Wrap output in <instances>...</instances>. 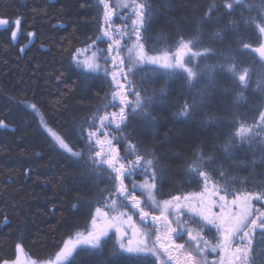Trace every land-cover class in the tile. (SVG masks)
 <instances>
[{"label": "trees", "instance_id": "16d2710c", "mask_svg": "<svg viewBox=\"0 0 264 264\" xmlns=\"http://www.w3.org/2000/svg\"><path fill=\"white\" fill-rule=\"evenodd\" d=\"M145 3L150 11L147 31L142 32L146 51L171 47L181 36H198L203 50L211 38L215 40L212 48L235 57L249 70L248 86L242 92L217 76V86L209 88L203 105L199 91L207 86L205 79L190 89L179 77L169 79L150 72L137 75L138 81L143 79V94L153 98L149 106L153 120L135 115L123 135L129 136L140 151L157 157L163 170L159 198L198 190L196 184L189 183L186 168L200 150L219 157L216 167L223 168L226 176L218 179L233 190L264 191V133L231 149L230 155L222 150L233 131L229 127L233 118L253 125L264 111V61L239 42L243 39L256 47L258 38L264 41L255 23H246H258L264 5L260 0H243L234 5L231 15H224L222 10L211 23L201 26L209 5L222 6L225 0ZM0 17L21 18L17 41L11 40L7 26L0 27V119L9 124V129L0 128V261H12L17 244L28 257L45 260L69 233L84 230L109 184L104 173L85 161L77 162L51 143L21 101L37 104L48 123L68 133L74 147L83 151L73 133L78 136L79 127L86 126L103 107L109 82L101 73L83 78L72 56L99 36L100 9L95 0H0ZM216 31L223 33L222 40L215 39ZM28 32L35 36L28 37ZM220 62L219 56L203 61ZM161 89L166 90L163 97ZM237 96H242L240 102ZM185 100L198 105L190 120L177 115ZM210 119L215 122L208 123ZM255 247L264 252V240L257 237ZM118 252L113 238L102 254L80 252L75 264H115L122 259ZM258 264H264V258Z\"/></svg>", "mask_w": 264, "mask_h": 264}, {"label": "snow or ice", "instance_id": "6c2138e0", "mask_svg": "<svg viewBox=\"0 0 264 264\" xmlns=\"http://www.w3.org/2000/svg\"><path fill=\"white\" fill-rule=\"evenodd\" d=\"M242 2L225 0L222 6L209 5L201 26L211 23L213 16L222 10L224 15H231L234 5ZM260 2L264 5V0ZM97 4L102 8L104 27L103 36L95 37V41L107 38V49L95 48L93 41L87 47L76 49L72 60L85 79L101 71L105 77H110L111 99L103 109H97L98 114L86 122V126L79 127L78 136L73 133L83 151L74 147L68 133L48 123L37 104L21 103L47 133L51 143L77 162L85 161L104 173L109 187L97 200L84 230L69 233L55 253L45 260L37 258L29 262L22 259L24 248L17 244L16 258L0 261V264H75L80 252L102 254L113 238L122 257L115 264H208L209 253H217L219 257L213 264H258V260L264 258V252L255 247L257 237L264 240V191L233 190L218 179L226 176L223 168L216 167L219 157L200 150L193 154L186 168L189 183L196 184L198 190L159 198L163 170L157 157L154 153L140 151L129 136L121 135L135 115L153 120L149 111L153 98L142 94L143 79L138 81V74L150 72L152 76L169 79L179 77L190 89L205 79L207 86L199 91L203 105L209 88L217 86V76L230 81L242 92L248 86L249 70L242 68L235 57L212 48L210 44L215 40L211 38L203 50V41L198 36L191 39L181 36L171 47L158 52L146 51L141 33L147 31L150 11L144 0H119L115 5L110 0H97ZM117 8L126 9L130 14L117 16ZM114 16L124 20L122 27L116 24ZM246 23H255L260 37H264V15L258 23L251 20ZM3 26L10 29L11 40L17 41L21 18L0 17V27ZM27 36L33 37L35 33L28 32ZM214 37L222 40L223 33L216 31ZM239 42L243 49H250L264 61V41L258 38L256 47L243 39ZM23 50L21 48V52ZM215 56L222 57V62L203 63ZM165 94L166 90L161 89V97ZM241 99L242 96H237L236 101ZM197 107L195 101L185 100L177 115L182 120H190ZM110 108L113 110L109 111ZM229 127L233 131L222 149L226 155L264 133V111L259 112L253 125L233 118ZM0 128L9 129L5 119H0ZM137 175L142 177L140 183L133 179Z\"/></svg>", "mask_w": 264, "mask_h": 264}, {"label": "rangeland", "instance_id": "374dc122", "mask_svg": "<svg viewBox=\"0 0 264 264\" xmlns=\"http://www.w3.org/2000/svg\"><path fill=\"white\" fill-rule=\"evenodd\" d=\"M95 2L97 3V0H95ZM119 2V0H110V3H112L113 5L117 4ZM145 2V0H144ZM99 9H100V21H99V27H100V32H99V36H103V33H102V29L104 27L103 25V12H102V8L99 6ZM116 12H117V16H121L122 14H124L125 12H128V10L126 9H122V8H117L116 9ZM128 14H130V12H128ZM113 19L116 21V24L118 26H123V23H124V20L123 19H117V17H113ZM129 24H130V21H129ZM142 35V33H141ZM124 40H127V37H124ZM95 48H100V49H107V46H108V41H107V38H103L102 40L100 41H96L93 45ZM122 55H125L124 52H122ZM109 68H111V64L108 65ZM101 74H103V71L100 72ZM104 75V74H103ZM106 79L108 80V82L110 81V77H106ZM143 94V93H142ZM111 99L110 97V93H108V97L105 101V103H107L109 100ZM103 109V107L101 108ZM113 109H109V111H112ZM98 113H96L95 115H97ZM94 115V116H95ZM123 135V133L121 134ZM133 179H135L136 183H140L142 181V177L137 175L135 177H133ZM251 191H256V190H251ZM257 206H259V204L257 203ZM16 256H17V253H16ZM15 256V258H16ZM14 258V259H15ZM13 259V260H14ZM22 259L24 260H27V261H31L33 260L32 258L28 257L26 255V253H23L22 254ZM219 257L217 255V253H209L208 255V264H213L214 261H218Z\"/></svg>", "mask_w": 264, "mask_h": 264}]
</instances>
